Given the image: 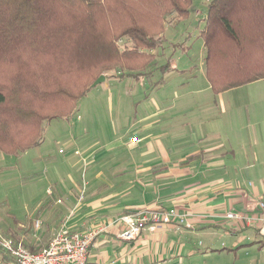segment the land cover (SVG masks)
Returning a JSON list of instances; mask_svg holds the SVG:
<instances>
[{
  "label": "crops",
  "instance_id": "0c3cea01",
  "mask_svg": "<svg viewBox=\"0 0 264 264\" xmlns=\"http://www.w3.org/2000/svg\"><path fill=\"white\" fill-rule=\"evenodd\" d=\"M202 14L196 10L195 19ZM192 37L188 34L186 42ZM201 48L199 58L192 46L182 50L186 65L157 87L164 94L153 99L141 127L121 128L107 145L112 151L85 150L93 153L88 194L84 203L70 204L69 211L74 210L62 221L79 234L101 230L88 264H188L189 257L202 260L193 254L197 239L204 240L200 257L205 262L228 249L219 247L221 237L234 239L236 249L243 234L257 236L251 243L264 254V203L259 202L264 201V87L257 86L264 80L215 94L207 79L204 42ZM160 207L177 208L190 225L185 221L178 229L165 226L133 241L120 239L125 225L118 219ZM229 213L238 217L229 219Z\"/></svg>",
  "mask_w": 264,
  "mask_h": 264
},
{
  "label": "trees",
  "instance_id": "16d2710c",
  "mask_svg": "<svg viewBox=\"0 0 264 264\" xmlns=\"http://www.w3.org/2000/svg\"><path fill=\"white\" fill-rule=\"evenodd\" d=\"M209 1L200 38L213 92L264 80V0ZM192 4L0 0V152L19 158L42 145L45 125L69 120L106 71L125 68L139 79L166 43L168 19L188 20ZM124 38L134 49L121 51L118 42ZM162 69L175 70L173 60Z\"/></svg>",
  "mask_w": 264,
  "mask_h": 264
},
{
  "label": "rangeland",
  "instance_id": "374dc122",
  "mask_svg": "<svg viewBox=\"0 0 264 264\" xmlns=\"http://www.w3.org/2000/svg\"><path fill=\"white\" fill-rule=\"evenodd\" d=\"M208 2L193 0L188 20L179 21L175 16L168 19L163 34L166 43L154 51L157 59L147 66L139 79L130 78L123 72L125 68L106 71V80L81 99L78 110L69 120L55 119L45 125L42 145L19 158L0 152V242L10 238L27 250H38L50 242L53 234L63 230L64 214L69 215L74 210L69 211L70 204L75 200L84 203L88 194L86 181L94 171L89 167L88 158L93 153L85 150L112 151L107 145L111 146L120 129L133 124L141 127L142 119L150 113L153 99H162L164 92H157V87L170 81L168 72L162 67L173 60L175 70L171 72L181 70L187 63L186 53L182 51L187 46L194 49L193 56H201L202 42L197 35L205 27L206 19L203 18ZM196 10L203 13L199 20L195 19ZM196 26H200L199 29L192 30ZM188 34L193 36L189 43L185 40ZM118 46L121 51L135 47L127 38L120 39ZM178 79L170 83L176 84ZM257 86L264 87V84ZM115 152L119 151L113 149ZM259 202L264 203L263 200ZM165 226L181 227L174 224L161 227ZM206 238L209 242L210 238ZM257 238L243 234L240 243L236 240L238 248L234 249V239L223 236L219 247L228 249H219L216 253L221 254V258L210 257L204 259L205 262L200 257L205 252L201 246L204 240L197 239L193 254L202 260L192 262L189 257L188 264H264V254H258L255 244L251 243ZM6 256L9 257L0 245V264H15Z\"/></svg>",
  "mask_w": 264,
  "mask_h": 264
},
{
  "label": "built area",
  "instance_id": "2783aa9c",
  "mask_svg": "<svg viewBox=\"0 0 264 264\" xmlns=\"http://www.w3.org/2000/svg\"><path fill=\"white\" fill-rule=\"evenodd\" d=\"M131 142L137 144L139 140L137 137H133ZM59 203L61 202L59 201ZM237 217L233 213L227 214L229 219ZM185 221H187V216L180 215L175 210L148 208L118 219V222L125 225L119 237L123 241H133L146 230L153 232L163 225L180 226ZM37 224L39 225V223ZM100 231L89 230L79 234L63 228L54 234L45 248L36 253H31L21 244L16 245L10 238L0 242V245L15 259V264H88L89 251Z\"/></svg>",
  "mask_w": 264,
  "mask_h": 264
},
{
  "label": "water",
  "instance_id": "95a60500",
  "mask_svg": "<svg viewBox=\"0 0 264 264\" xmlns=\"http://www.w3.org/2000/svg\"><path fill=\"white\" fill-rule=\"evenodd\" d=\"M105 80H106V76H105V75L100 76V77L96 80V82L92 85V88H95V87H97L98 85L102 84Z\"/></svg>",
  "mask_w": 264,
  "mask_h": 264
}]
</instances>
